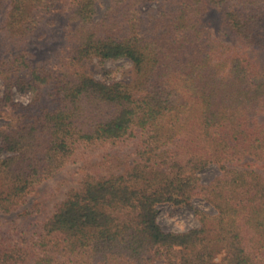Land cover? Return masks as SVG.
Wrapping results in <instances>:
<instances>
[{"label": "trees", "instance_id": "1", "mask_svg": "<svg viewBox=\"0 0 264 264\" xmlns=\"http://www.w3.org/2000/svg\"><path fill=\"white\" fill-rule=\"evenodd\" d=\"M72 1L80 26L56 63L25 51L0 57V212L64 167L78 143L140 134V156L125 172L86 174L35 240L0 235V264H264V172L232 166L264 159V67L203 20L210 6L235 1L230 30L264 47V0H110L100 15L99 0ZM145 2L156 6L144 12ZM62 10L61 0H0V28L24 44ZM95 57L129 59L134 78L78 68ZM14 87L38 109L17 112ZM211 164L221 172L203 182ZM195 196L214 211L194 206ZM166 203L190 205L199 224L164 229Z\"/></svg>", "mask_w": 264, "mask_h": 264}, {"label": "rangeland", "instance_id": "2", "mask_svg": "<svg viewBox=\"0 0 264 264\" xmlns=\"http://www.w3.org/2000/svg\"><path fill=\"white\" fill-rule=\"evenodd\" d=\"M234 1V0H233ZM110 0H99L97 2L98 15L102 14L110 4ZM62 12L52 22L43 23L23 43L7 40L6 31L0 28V57L11 53L25 51L34 63H56L59 57L65 53L70 46L73 32L80 26V21L73 18V1L61 0ZM156 6L153 2H145L140 9L148 12ZM235 1L225 3L220 8L210 6L203 15L206 26L212 35L237 51L252 59L264 67V47H253L245 44L232 30H230L226 10L236 8ZM5 13L0 15V25L4 22ZM80 70H85L97 79L111 80L119 79L131 81L134 76L132 62L127 58L119 60L101 61L99 57L85 60L78 65ZM5 80L0 82V94L4 92ZM47 86L42 87V100L49 103ZM13 97L22 105L20 110L34 112L38 109L37 104L29 106L30 92L24 93L16 87L12 91ZM260 121L264 122V113H261ZM2 121V120H1ZM140 134L123 139L118 143H78L76 150L68 163L59 169L51 177L37 183L12 212H0V235L6 239L25 238L31 242L36 239L44 222L51 216L53 211L68 197L72 189L81 186L86 174L92 173L98 176L111 172H125L139 158ZM232 166H252L264 172V159L254 161L246 157L240 161H234ZM221 172L217 164H211L201 172L203 182H209ZM192 204L196 207L213 212V206L203 197L195 196ZM159 222L166 230L185 231L199 224L198 217L193 207L188 204L166 203L160 205ZM8 240V241H9Z\"/></svg>", "mask_w": 264, "mask_h": 264}]
</instances>
